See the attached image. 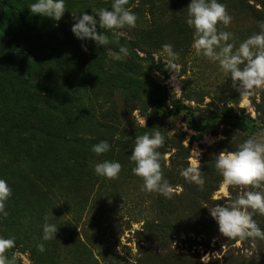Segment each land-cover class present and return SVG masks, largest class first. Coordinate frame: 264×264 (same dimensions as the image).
Listing matches in <instances>:
<instances>
[{"label":"rangeland","instance_id":"374dc122","mask_svg":"<svg viewBox=\"0 0 264 264\" xmlns=\"http://www.w3.org/2000/svg\"><path fill=\"white\" fill-rule=\"evenodd\" d=\"M223 1L233 19L227 28L218 27L233 33L238 47L253 33L260 32L264 0ZM35 2L0 0V62L8 57L13 68L24 65L26 60L27 49L20 46V37L35 35L33 22L43 17L33 15L28 8ZM190 3L191 0H162L153 7L164 13L162 20L169 13L177 15L186 25L188 39L192 36L185 52L179 53L176 63L182 68L175 80L164 59L157 62L153 53L161 50L158 40L178 30L157 26L154 33H143L146 39L134 32L152 30L148 1L132 0L130 10L138 17L135 28L119 30L124 35L112 32V37L116 35L132 43L128 45L114 38L111 48L95 42L86 45L98 53L91 57L90 54L83 62L82 99L86 107L92 104L89 108L103 126L107 120L112 121L111 161L122 165L117 180L97 176L95 164L81 170L78 182L51 178L50 170L62 175L66 172L62 137L65 127L58 128V138L51 148L32 137L37 130L32 132L29 124L25 130L20 128L24 119L17 112L11 114L13 121L6 124L4 117L9 110L18 109L30 115L33 104L49 102L46 98L42 100L39 95L42 92H38L16 103L6 96L0 80V178L12 189L11 201L31 197L33 206L47 191V222L58 227L56 239L44 241L46 220L38 228H34L32 218L20 221L15 217L3 224L0 237L15 239V247L7 253L9 258L16 255L15 264H264V240L255 241V246L251 240H229L219 232L207 208L235 199L241 193L238 188L226 189L227 195L220 191L222 177L215 168V156L223 150L235 151L251 135L264 132V90L242 99L218 64L195 55L191 48L193 29L186 24ZM65 4L61 20L43 17L46 25L43 23L41 33L45 43L53 36L62 38L69 28L73 18L70 14L74 11L67 0ZM75 16L77 19L80 15ZM121 46L128 48L129 55L123 60L110 58L109 52L118 53ZM90 61L92 74L86 68ZM47 66L51 64L42 65L47 71L45 79L40 80L43 88L55 72ZM177 86L179 89L175 91ZM63 113L58 111L62 120ZM88 117L85 113L84 118ZM149 122L150 128L141 132ZM42 125L39 123L36 128L40 131ZM3 128L10 134L3 135ZM154 130L165 137L163 147L158 149L167 157L161 160L164 178L181 189L171 200L142 191V179L132 172L135 164L129 157L136 136ZM198 152L199 157L195 154ZM190 158L200 165L205 180L202 190L180 175ZM23 170L27 178L20 177ZM253 218L264 230V216L257 214ZM41 243L44 252L37 248Z\"/></svg>","mask_w":264,"mask_h":264},{"label":"clouds","instance_id":"9594fccd","mask_svg":"<svg viewBox=\"0 0 264 264\" xmlns=\"http://www.w3.org/2000/svg\"><path fill=\"white\" fill-rule=\"evenodd\" d=\"M128 4L129 0H112L111 10L101 7L92 9L94 15L83 13L77 18L73 33L81 40H93L98 46H107L110 40L106 34L97 31V25L118 35H124L119 30L135 28L138 17L127 7ZM28 8L33 15L59 21L66 11V4L65 0H36ZM232 19L227 6L218 0H191L187 7L186 24L193 29L191 48L195 55L218 64L219 70L231 78L232 87L244 99L264 90V21L259 23V33H253L237 47L234 34L218 27L227 28ZM128 55L129 50L125 46H121L118 53L109 52L110 58L115 60H123ZM153 57L157 62L164 59L166 68L175 74L172 77L175 80L182 66L176 63L179 53L174 51L173 45L163 44L158 53H153ZM177 89L178 86L175 91ZM164 142L165 137L159 130L138 135L129 159L135 164L133 174L143 181L142 191L158 193L171 200L180 194L181 189L172 186L164 178L161 160L167 157L158 151ZM184 142L188 143L187 140ZM109 150L110 144L107 141H101L92 148L97 156ZM195 154L200 156V152ZM215 168L222 177L220 191L238 188L241 193L223 204L207 207L211 217L218 224L219 232L229 240H251L255 246V241L264 240V230L253 218L257 214L264 216V132L251 135L235 151H221L215 156ZM121 171L122 165L119 162L106 160L94 165L95 174L107 180L119 179ZM180 175L203 189L205 180L197 160L190 158L188 166L180 170ZM11 196V187L5 179L0 178V214L4 217L8 215L5 208ZM45 220L42 239H56L58 227L48 223L47 217ZM14 247V238L0 237V264H15L16 255L12 258L7 256L8 251ZM37 248L40 252L46 250L43 243L38 244Z\"/></svg>","mask_w":264,"mask_h":264},{"label":"trees","instance_id":"16d2710c","mask_svg":"<svg viewBox=\"0 0 264 264\" xmlns=\"http://www.w3.org/2000/svg\"><path fill=\"white\" fill-rule=\"evenodd\" d=\"M140 1H148V4H150L149 16L152 17V19H150L152 30L144 32L134 30V32H139L140 38L146 39L145 37L143 38L142 35L154 33L157 30V26H159V28L163 26H171L170 28L175 27L178 31L167 34L161 40H158L157 44L162 47L163 44L170 43L173 45L175 52L180 54L184 53L192 36L191 38L189 37V39L188 36H186V29L184 28L186 25L182 19L173 13H169L170 15H167V18L162 20L164 13L153 8L157 3H161L162 0ZM218 2L223 3L224 1L218 0ZM91 3L95 5H91ZM111 3L112 0H67L68 7L74 12L70 14L73 18H70L71 24L64 32L62 38L53 36L49 43H45L41 33L43 23L45 24L44 18L35 19L33 23L37 30L36 34L33 36L23 34L19 39L20 46L27 49L24 65L21 64L19 67L16 66L13 68L10 66L8 57L3 63L0 62V80L3 83L2 90L6 92L8 98H14L17 103L20 100L29 99L32 94L42 92L39 94L41 96L40 98L42 100L46 98L49 102L48 104H33V109L30 110L32 113L30 115L20 113L18 109L13 112L9 110V113L5 115L6 118L4 117L6 124L13 121L11 114L13 115L17 112L20 117L24 119V124H22L20 128L25 130L26 126L29 124L32 132L37 130V132H33L32 137L38 142H41V144L48 143L51 148L58 138V128L65 127L63 129L65 135L62 137L65 139L66 172L62 175L50 170L49 175L53 179L63 178L66 182H78L82 169L90 168L92 164L103 162L104 157H106L105 160L107 161H111L112 159V121L108 122L109 120H107V123L104 122L105 125L103 126L99 118L94 115V111L89 108L92 104L87 105V107L84 105L81 93L80 81L84 65L83 62L86 61L90 54V57L97 54L98 50H92L86 47L89 42L95 41L87 39L81 40L77 38L72 31L74 24L78 22V19L74 18L76 16L73 14L80 16L83 13L94 15L92 12L93 8L99 9L105 7L111 10ZM131 4L132 0H129L127 7L130 8L132 6ZM155 15L157 16L155 17ZM97 31L108 36L110 43L107 47L110 48L112 47L114 38L128 45L133 42L116 35L112 37L111 31L101 29L99 25H97ZM144 44L147 43L144 42ZM85 48L87 49L86 51ZM43 63L51 64V66H47V68L51 71H55L51 80L45 83L47 85L45 88H43L40 83V80L45 79L44 75L47 73L42 67ZM44 66L46 67V64H44ZM86 68L88 73H94L91 61ZM34 84H36V87ZM86 108H89V111H86ZM58 111L64 112L62 114L63 120L58 116ZM85 113L89 115L88 118H84ZM108 113L109 111H107L106 114ZM32 117L34 121H32ZM39 123L43 124L40 131L36 128V125ZM150 126L151 123L149 122L145 129H141V132H145ZM8 130L3 128V135L10 134ZM20 137L21 139L23 138V133L21 132ZM101 141H107L110 144V150L106 152L105 155L96 156L92 148ZM133 141L134 140H132L131 143H133ZM23 154H25V152H23ZM36 158L37 157H35V162L37 161ZM88 176L91 177V173H88ZM20 177L27 178L24 170L21 172ZM41 195L42 200L39 203L36 201L33 206H31L33 201L29 200L31 197H21L17 201L8 200L5 208L8 215L4 217L0 214V228H2L3 224L15 217H18L20 221H23L25 218H32V222L36 223L34 228L42 227L41 223L45 221L47 213V191ZM71 240L72 238L69 236L67 241L70 243Z\"/></svg>","mask_w":264,"mask_h":264}]
</instances>
